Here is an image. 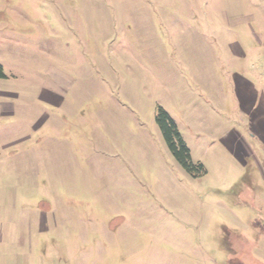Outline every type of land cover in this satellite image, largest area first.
I'll return each instance as SVG.
<instances>
[{
  "label": "rangeland",
  "instance_id": "obj_1",
  "mask_svg": "<svg viewBox=\"0 0 264 264\" xmlns=\"http://www.w3.org/2000/svg\"><path fill=\"white\" fill-rule=\"evenodd\" d=\"M0 67V264H264L225 143L264 111V0H0Z\"/></svg>",
  "mask_w": 264,
  "mask_h": 264
},
{
  "label": "crops",
  "instance_id": "obj_2",
  "mask_svg": "<svg viewBox=\"0 0 264 264\" xmlns=\"http://www.w3.org/2000/svg\"><path fill=\"white\" fill-rule=\"evenodd\" d=\"M250 95L249 92H246ZM247 94H244L242 99L244 100V97ZM251 96V95H250ZM247 97V96H246ZM255 102V101H254ZM254 109L260 111L257 112V114L253 115L252 118H250L251 121V127L253 129L252 134L247 135V137L245 138H249L250 140L254 141V144L252 146H250V142L246 143V139L244 138L243 135L234 133V134H230L226 137V141L225 143H227V146L231 148V150L240 156V154H244L245 158L251 159L254 163V172L250 173V177L247 176V180L246 182H248V184H252V182H255L256 178L255 175L260 176L262 179H264V167L262 166V164L260 161V158H264V111L261 108H257L256 106L254 107ZM255 120V122H254ZM257 148V149H256ZM236 151V152H235ZM258 155L260 157H258ZM242 157V156H240ZM244 169V168H243ZM246 172V171H245ZM238 179H241L242 183L244 182V180L240 177V175L237 177ZM252 185H250V187H247V192H246V196L248 197V191L250 188L251 189ZM240 238H246L247 235H244V233H240ZM242 239L239 240L240 244H246L247 241H242Z\"/></svg>",
  "mask_w": 264,
  "mask_h": 264
},
{
  "label": "trees",
  "instance_id": "obj_3",
  "mask_svg": "<svg viewBox=\"0 0 264 264\" xmlns=\"http://www.w3.org/2000/svg\"><path fill=\"white\" fill-rule=\"evenodd\" d=\"M0 75H2L1 67ZM155 122L162 134L168 151L177 164L192 177H199L205 174L206 171L203 165L192 161L190 150L183 141L174 120L161 107L157 110Z\"/></svg>",
  "mask_w": 264,
  "mask_h": 264
}]
</instances>
